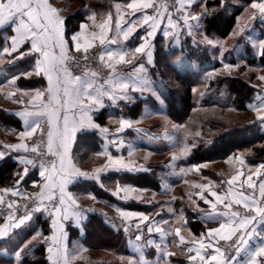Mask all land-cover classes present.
Returning a JSON list of instances; mask_svg holds the SVG:
<instances>
[{"label":"crops","instance_id":"obj_1","mask_svg":"<svg viewBox=\"0 0 264 264\" xmlns=\"http://www.w3.org/2000/svg\"><path fill=\"white\" fill-rule=\"evenodd\" d=\"M199 2V0H178L176 7L168 13L162 9L153 10L156 0H132L127 5H118L115 13L110 17L82 23L78 33L72 36L71 42L66 37V15L54 7L50 0L0 2V30L9 26L13 29L10 54L27 48L24 56L36 57V72L46 82L45 90L26 97L24 103L21 102L14 108L15 115L22 123V130L14 133L13 141L2 142L4 150L1 156L11 155L13 160L24 168L26 175L32 163L27 156L30 151L29 142L44 124H48L50 152L55 157L56 163L49 170H41L38 184L45 195L58 199L61 204L58 217L56 216L54 221L50 220L52 233L59 232L63 238L62 244L59 242L58 247H53L58 251L47 253V257L53 261L59 260L60 264H74L69 255L74 240L70 238L67 225L71 224L79 230L81 237L84 236L83 224L87 214L79 211V202L72 192V187L82 180L100 182L101 177L107 173L125 171L119 168L103 171L102 167L91 171L81 169L75 163L73 155L78 135L85 131L97 132L103 141L102 149L107 158L112 159L116 156L119 139L126 138L124 136H128L126 134L128 131L139 129L133 126L134 120L125 117H121L119 128L111 129L100 125L96 120L97 115L106 109L128 106L137 98L145 99L148 95L157 97L155 83L149 73L155 63V39L160 34L172 37V47L179 49L184 44L185 38L191 39V45L202 43L198 35H205V11H201L203 5ZM254 4L257 7H253ZM261 4H264V0H256L248 7L245 6L243 13L247 9H252L253 13L248 22L242 25L247 33L246 39L241 36L237 40H240L242 45L253 48L256 56L260 55L255 53L254 42H264V10L259 7ZM94 17L89 13L87 19ZM255 18V23L252 22L254 25H251V21ZM205 37L207 38L206 35ZM96 45L102 47L103 59L113 68L110 77L101 81L89 74H72L65 65L68 52L74 49H88ZM181 56L182 54L178 57L177 64L178 67L184 68L186 64L181 62ZM255 87L258 93L255 102L250 104L249 108L257 118L258 115L264 116V99H260L264 97V88H258L256 85ZM146 107L143 109L145 110ZM258 121L264 130V119ZM123 125H126L127 129H121ZM135 139L136 135L131 138L133 145ZM142 142L148 144L147 140ZM146 170V167H135L126 171L138 173ZM252 174L254 175H242L237 181L229 182L228 193L217 192L216 196L210 195V199L214 201L212 206H216L201 214L202 216L199 214V219L210 229L200 241H189L182 246L186 255L180 257L181 264L209 262L264 264V259H257L264 258V209L259 207L257 201L239 191L245 181L254 186L258 185L264 193V164H260ZM14 189L17 196L23 197L24 191L17 186ZM6 200L8 203L3 204L4 211L14 201L10 198ZM225 205L231 209L235 207L244 209L248 215L243 216L223 209ZM94 211L96 212V210L92 212ZM126 211L121 210L122 213L131 215L132 211L128 210L129 213ZM108 219L111 220L107 216L106 220ZM34 220V213L29 216H14L0 211V240ZM121 220H124L129 227L128 218L122 215ZM60 223L63 226L62 230L57 228ZM146 229L148 235L143 238L138 236L142 241L133 243L130 240L129 245L131 249V244H135L142 256L139 252L132 251V253L138 255L143 264H164L165 261L170 263L171 245L166 234L150 223ZM228 238H234L239 242L230 256L223 259L217 248L218 241ZM145 248L153 250L152 257L146 256ZM0 252L6 253L7 250ZM133 260L135 262V259Z\"/></svg>","mask_w":264,"mask_h":264},{"label":"trees","instance_id":"obj_2","mask_svg":"<svg viewBox=\"0 0 264 264\" xmlns=\"http://www.w3.org/2000/svg\"><path fill=\"white\" fill-rule=\"evenodd\" d=\"M52 4L58 1L78 3L96 18L111 15L114 5L118 3L127 4L132 0H50ZM204 3L206 14L204 18V33L207 37H219L223 41L227 40L236 30L238 18L243 14L245 6L256 0H199ZM87 21V15L78 10L74 14L68 15L65 19L66 37L71 42L73 34L78 33L82 23ZM13 35L11 26L0 30V87H11L23 92H39L46 88L45 79L36 72L34 55L24 56L27 48L19 52L10 54V40ZM264 51V50H263ZM155 63L150 68L151 80L155 83V89L159 97L148 95L145 99L137 98L132 104L118 108L106 109L96 117L97 122L102 126L114 129L109 123L120 121L121 117L136 120L145 106L161 110L159 101L163 102L164 114L181 126L178 142L179 145L190 146L189 153L182 158L181 164L184 167L199 166L204 163L227 159L238 152L250 150L251 157H247V162L251 165L264 162V130L257 121L245 123L226 124L225 121L209 117V111H224L232 114H253L249 108L256 100L258 89L251 80L241 78L237 75L216 76L209 79L204 90L203 105H196L193 89L204 84L202 72L212 65V54L208 46L202 43L191 45V39L185 38L182 47H172V37L158 35L155 39ZM186 64L184 68L178 67V57ZM230 63L229 53L223 56ZM242 60L249 67L264 68V56H256L253 48L249 45L245 48V55ZM232 61V62H231ZM181 64V63H180ZM219 61L213 64L216 68ZM196 70H198L196 72ZM10 95L0 96V129L10 133H17L22 130V123L15 115L14 109L5 107L6 102H11ZM18 97L15 96L14 101ZM5 103V104H4ZM206 112V113H205ZM211 115V114H210ZM208 116V117H207ZM186 132L194 133L183 141L182 134ZM195 133L197 135H195ZM126 134L135 137L134 131L130 130ZM100 136L97 132H81L75 145L73 155L74 161L79 167L97 162L106 158L102 149ZM137 143V141H136ZM139 147L155 153H161L164 149L148 146L140 142ZM3 149L0 140V189L19 187L22 191L30 192L36 189L35 184L40 181L38 171L23 174L24 168L13 160L10 155L1 156ZM168 172L164 167H149L144 172H110L103 175L100 182L82 180L72 187L75 198L78 196H93L99 201L115 205L120 208L149 212L154 209V205L145 203H132L118 200L110 194L105 185L111 186L130 184L135 187L150 189L158 193H163V183L161 174ZM167 174V173H166ZM218 179V177H217ZM192 215L189 220V228L196 234L206 230L205 224L196 216ZM35 220L24 228L15 231L13 234L0 240V264H49L44 235L52 233L50 219L38 210ZM84 236L81 237L79 230L71 224L67 225V230L71 239L79 238L82 247L89 251H109L122 258H133L137 264H143L138 255L132 253L129 245L131 241H138V236L143 235L132 231L121 220H114L109 224L104 214L98 211L89 212L83 224ZM38 240L32 239L36 233ZM35 240V241H33ZM30 241V242H29ZM43 241V243H41ZM142 241V239H141ZM139 242V241H138ZM148 257H152V249H144ZM114 264H129L127 262H115Z\"/></svg>","mask_w":264,"mask_h":264},{"label":"rangeland","instance_id":"obj_3","mask_svg":"<svg viewBox=\"0 0 264 264\" xmlns=\"http://www.w3.org/2000/svg\"><path fill=\"white\" fill-rule=\"evenodd\" d=\"M231 2L238 3L236 0H232ZM127 4H115L111 15L115 13L116 7L118 5ZM199 4L203 5V8H199L202 9L201 11H205L206 14L204 3L199 2ZM52 5L56 7L60 12L65 14L66 17L68 15L74 14L79 9L82 10V12L87 16L89 15L88 8H84L78 3L58 1ZM252 13V9H247L245 13L240 16L238 21L239 27L225 41H223L222 39L219 40V37L206 38L204 34L201 36L198 35V39H200L202 44L210 48L213 61L212 65L202 72V79L204 84L193 89L194 98H196V105H203L204 90L207 86L206 81L213 78L214 75H237L241 78L243 77L247 80H251L252 84L256 85L258 88H264V79H261L264 78V68L249 67L242 60V55H245L246 45H242V43H240V40L237 41L241 36L242 38L244 37L246 39L247 33L245 32L242 25L248 22V20L252 16ZM111 15L102 18H90L87 19L86 22L94 20L98 21L110 17ZM255 20L256 18L251 21V25H254L253 23H255ZM254 47L255 53L260 55V53L264 50V42H254ZM79 50L86 49H74L71 51ZM226 53H229L231 59L235 61L234 63H230L229 61H227V59L223 61V56ZM101 59L103 63L108 68H110L111 72H113V68H111L105 62L103 56H101ZM217 61H219L220 64L215 68L213 64L217 63ZM197 71L198 70H196V72ZM34 93L36 92H23L11 87H0L1 98L2 96L4 97V95H10L12 97L11 102L7 101L6 104L4 103L6 105L5 107H11L12 109L18 107L21 102L24 103L26 101V97L31 96ZM15 96L18 97V101H14ZM157 97H159V95H157ZM158 105L161 107V109H165V105H163L162 101H159ZM148 107L149 106H147L145 110L143 109L138 118L133 122V126L136 129H139L138 131H134V134L136 135L134 145V142L131 143V135L124 136L126 138L119 139L116 156L112 157V159H108L106 156V158L97 160V162L83 165L81 169L91 171L95 168L102 167L103 171H109L110 169L113 170L114 168H119L122 169V171H126L127 169H134L135 167H146L147 169L149 167L155 166L164 167L168 172H166L167 174L162 173L160 176L163 183V193H158L153 190L144 189L141 187H135L130 184L111 186V184L107 183L105 185L106 190L118 200L125 202L128 201L134 204H151L154 205V209H151V211L149 212L129 210L132 211L130 212V214L132 215L131 216L121 212V210H127L126 212H128V209L120 208L118 206L99 201V199L93 196H78L76 199L79 202V209L85 208L86 210H88L82 214H88V212L96 210L102 212L104 215H106V218L108 216V218H111V220L113 221L116 219L121 220L122 215H124L130 220L129 228L132 231L139 233V235H148L149 233L146 228L148 227L149 223L153 224L154 228H159L166 234L169 245H171L169 249L170 255L172 257L171 262L169 263V261H165L164 264H181L179 262L180 257H184L186 255V252L182 248V246L187 244L189 241H200L201 237H203V235L206 234L207 230L210 229V227L205 225L206 230L204 232L198 234L194 233L188 226L190 220L189 218L190 216H192L189 215L191 214L190 212L192 211V214L193 212H195L196 216L199 217V214L201 215L209 211L211 207L213 208V206H216H212V202L214 201L210 199V195L216 196L217 192L219 194L222 192L228 193L229 191L227 189L229 182L237 181L239 179L238 177L242 175L253 176L254 174L252 173L255 172V169L260 164H264V162L258 163L256 165H251L247 162L246 158L251 157L252 152L250 150H245L238 152L237 154L228 157L227 159L208 162L199 166L184 167L181 164V160L187 155V153H189L191 147L187 144L179 145L180 141L178 142V136L181 126L171 118L167 117L164 114L163 109L162 111H157L155 110L156 108ZM206 114H209V117L207 116L208 118H211L210 116H212L214 118H217L218 120L225 121L226 124H232L234 121L236 123L257 121L261 125V123L258 121V118H256L255 113L249 115L238 113L232 114L230 112L214 110L209 111ZM109 123L113 124L114 126H118L116 128L120 127L118 121H110ZM121 129H127V126L123 125ZM38 133L30 140L29 143L37 138ZM188 135L189 137H191L192 135H194V133L186 132L182 134L181 136L183 141L187 139ZM195 135L197 134L195 133ZM13 139H15L14 133H10L4 129H0L1 142H6L7 140L13 141ZM143 140L148 141V146H154L159 150L164 149V151H161V153H155L150 150L143 149L139 146L137 147V144L139 142H142ZM136 141L138 142L136 143ZM3 150L4 149H2V151ZM55 163L56 159L53 167ZM35 187L36 189L34 191L25 192L23 197L17 196L16 190L14 188H1L3 190L0 189V211L10 213L14 216H29L30 214H32L30 210L36 199H38L40 203H53L54 201L58 200L56 198H49L48 195H45V193L42 192L41 186H39V184H35ZM240 188L241 189H239V191H241L242 194L257 201L259 207L264 209V193L261 192V189L258 185L254 186L249 182L247 183L243 181V184ZM7 198H10L11 200L14 199V201H12V203L10 201L11 204H9V206L4 211L3 207L5 206L3 204L8 203V200H6ZM58 203L61 208L59 200ZM227 206L228 205H225L222 208L230 210L235 214L243 216L248 215V212L244 209H240L239 207L231 209L229 206ZM38 208H41V206H39ZM60 208L56 212L55 217H58ZM121 221L124 223V220ZM57 228H60V230H62V224L60 223ZM47 237L48 239L43 240L46 248H56L58 247L59 242L62 244L63 238L61 237V235H59V232H53ZM38 239L39 238H36L35 240ZM47 240H50L51 245L47 244ZM73 240L74 241L72 247H70L69 249V255L74 264H114L115 262L137 264V262H134L132 258H122L121 256L115 255L109 251H89L86 247L81 246V244L78 242L79 238H75ZM134 242L136 241L134 240L133 243ZM238 242L239 241H235L234 238L220 239L218 241L217 248L220 250L223 259H227L230 256V254L235 250ZM229 246L233 247L231 251L228 250ZM131 251H135V253H137L140 250L135 244H131ZM140 254L142 256V253ZM207 264H217V262H209Z\"/></svg>","mask_w":264,"mask_h":264},{"label":"built area","instance_id":"obj_4","mask_svg":"<svg viewBox=\"0 0 264 264\" xmlns=\"http://www.w3.org/2000/svg\"><path fill=\"white\" fill-rule=\"evenodd\" d=\"M177 2L178 0H156L153 10L162 9L169 13L176 7ZM102 53L103 49L99 45L86 50L70 51L66 56L65 65L74 75L89 74L104 81L110 76L111 70L103 63ZM119 69L121 70V68ZM48 138L49 126L46 123L40 129L37 138L30 143V151L27 156L32 160V163L29 166V172L38 171L41 173L42 169L49 170L53 167L55 158L50 153ZM34 202L30 210L32 214L41 210L51 221L54 220L55 214L60 208L58 200L53 203H40L36 199ZM39 206L41 208H38ZM79 211L85 213L87 210L82 208ZM107 222L114 223L110 219ZM47 244L51 245L50 240H47ZM232 249L233 247L229 246L228 250L231 251Z\"/></svg>","mask_w":264,"mask_h":264},{"label":"snow or ice","instance_id":"obj_5","mask_svg":"<svg viewBox=\"0 0 264 264\" xmlns=\"http://www.w3.org/2000/svg\"><path fill=\"white\" fill-rule=\"evenodd\" d=\"M0 2H2V0H0ZM221 3H223V0H221ZM253 7H257V5L254 4ZM259 7H260L262 10H264V4L259 5ZM73 35H75V34H73ZM260 55H261V56H264V51H262V52L260 53ZM261 79H264V78H261ZM260 99H264V97H260ZM257 118H258V119H264V116H259V115H258ZM50 231H51V227H50ZM40 235H42V233H39V232H38V233H36V234L32 237V239H36L37 236H40ZM44 239H45V240L48 239L47 235H44ZM29 242H30V241H29ZM41 243H43V241H41ZM53 251H58V249H54L53 247H47V248H46V253H52ZM46 258H48V260H49V264H60L59 260L53 261L50 257H46ZM257 259H258V260H261V259H264V258L258 257Z\"/></svg>","mask_w":264,"mask_h":264},{"label":"water","instance_id":"obj_6","mask_svg":"<svg viewBox=\"0 0 264 264\" xmlns=\"http://www.w3.org/2000/svg\"><path fill=\"white\" fill-rule=\"evenodd\" d=\"M139 240H141V237H138Z\"/></svg>","mask_w":264,"mask_h":264}]
</instances>
